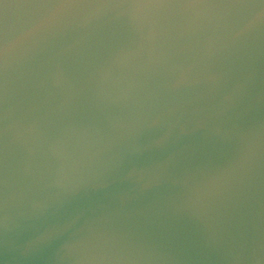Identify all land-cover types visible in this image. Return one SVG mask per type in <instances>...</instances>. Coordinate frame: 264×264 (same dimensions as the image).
Returning <instances> with one entry per match:
<instances>
[{
  "label": "water",
  "instance_id": "1",
  "mask_svg": "<svg viewBox=\"0 0 264 264\" xmlns=\"http://www.w3.org/2000/svg\"><path fill=\"white\" fill-rule=\"evenodd\" d=\"M0 264H264V0H0Z\"/></svg>",
  "mask_w": 264,
  "mask_h": 264
},
{
  "label": "clouds",
  "instance_id": "2",
  "mask_svg": "<svg viewBox=\"0 0 264 264\" xmlns=\"http://www.w3.org/2000/svg\"><path fill=\"white\" fill-rule=\"evenodd\" d=\"M130 20H135L137 13L135 11L127 12ZM220 17H224L227 15L226 13L217 14ZM27 206V205H26ZM16 224L12 215V211L8 206L7 195L5 202V216H4V237H5V248L9 250L11 247L16 248H24L27 247L31 243V239H35V235H33L30 239L21 240L17 237L16 232ZM68 260H72L73 257H66Z\"/></svg>",
  "mask_w": 264,
  "mask_h": 264
}]
</instances>
